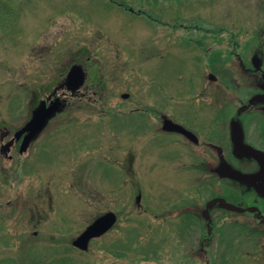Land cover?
I'll return each instance as SVG.
<instances>
[{"label": "rangeland", "instance_id": "374dc122", "mask_svg": "<svg viewBox=\"0 0 264 264\" xmlns=\"http://www.w3.org/2000/svg\"><path fill=\"white\" fill-rule=\"evenodd\" d=\"M123 4L146 11L155 21L132 14ZM159 17L168 25L162 57L148 50L155 46L157 51L163 31ZM263 21L264 0H0V109L6 121L16 126L24 121L32 95L43 96L47 84L73 62L88 70L86 98H74L64 118L59 119L61 114L45 130L48 139L35 145L36 172L21 177L22 189L9 183L1 188L0 201L6 202L1 212L33 213L30 226L21 218L18 225L7 222L17 231L27 228L30 233L18 237H31V245L6 237L1 264H208L207 259L209 264H254L253 242L232 225L227 234L213 233L207 240L201 238L204 219L158 216L159 202L196 193L202 200L207 182H189V171L175 169V144L152 142L155 146L141 150L154 136L156 128L146 134L144 129L156 125L153 117L131 114L117 122L115 116L130 105L153 106L160 98L168 105L189 106L194 73L202 67L192 39L222 54L229 49L224 48L225 29L239 42L246 38L244 46L229 49L241 53L251 40L244 35ZM172 24L181 26L173 31ZM80 48L86 49V58L78 55ZM123 92L129 93L126 99L120 97ZM128 135L131 144L125 142ZM129 148L142 153L123 168ZM3 164L2 179L15 184V164ZM135 184L140 203L156 213L136 207ZM195 185L197 190L190 191ZM109 210L118 213L110 231L86 252L70 246L86 225ZM194 253L197 260L191 262Z\"/></svg>", "mask_w": 264, "mask_h": 264}, {"label": "flooded vegetation", "instance_id": "af4514ba", "mask_svg": "<svg viewBox=\"0 0 264 264\" xmlns=\"http://www.w3.org/2000/svg\"><path fill=\"white\" fill-rule=\"evenodd\" d=\"M122 7L138 17H146L149 23L155 21H149L150 17L141 9L134 10L127 4H123ZM145 23L147 22L145 21ZM157 23L159 29L163 30L159 36L157 51L155 46L148 48V50L152 54L159 51L162 57L168 46L165 40V29L168 25L165 19L161 17ZM178 26L181 25L172 24L169 27L176 31ZM241 33L243 34V31ZM223 34L228 43V46L224 48L231 49L241 46V44L242 46L245 45V37L239 42L228 30L224 29ZM244 36H251V40L247 41L250 43L248 50L238 53L235 50L227 49L222 54L215 53L217 56L214 55L211 44L203 48V41L192 39L195 48L200 52L196 59L202 67H200L201 71L198 70L194 73L195 80L189 106L182 108L181 106L168 105L165 98H160L153 106L151 104H136L130 105L131 107L126 111L117 110L121 117H115L119 119L117 122L124 121L123 118L131 114L147 115L149 119L153 117L156 125L145 126L144 129H146V134L148 128H156L154 136L144 137L148 141L141 150H146L155 145L163 147L175 144V160L173 161L175 169L189 171V182H207L203 188L207 195L202 193L200 195L202 200L198 201L197 193L179 195L176 197L172 208L168 206L167 201L160 202L161 212L158 213L159 215L164 217L174 214L179 217V220L190 219L191 222L195 218L204 219L206 226L200 228L203 234L201 238L207 240L213 233L227 234L228 226L232 225L236 234L244 236L248 241L251 239L253 242L251 248L254 250L255 263L264 264V21L252 33ZM84 54V48H80L78 55L83 56ZM84 70L87 79L88 70L85 67ZM65 75L66 71L61 73L56 82L48 83V92L43 97L38 98L36 93L33 94L32 99L28 101L27 118L19 125L16 126V124L6 121L3 109H0V193L2 186L7 185V183L11 186L15 185L17 189H22L21 177L30 175L32 172L35 173L38 168V157L33 149L39 140L43 144L48 139L45 130L49 124L69 108L74 98H86L87 89L84 90V85L74 93L68 90ZM98 78L100 79L99 75ZM55 88L57 91L53 93L51 99L59 97L66 101L65 109L49 121L26 149H21L23 138L27 132L18 134L19 130L31 118L32 110L39 101L46 98ZM50 100H47V103ZM1 107L2 105H0ZM183 116L189 117V119L186 120ZM62 118H64V114L59 119ZM59 119L56 121L57 123ZM168 120L180 124L190 131V134L187 135L184 131L164 129V123ZM236 137L242 139L245 147L255 150L257 156L246 153L247 149L246 152L239 151L235 146ZM132 138L128 135L125 142L131 144ZM152 142L155 145L151 144ZM133 150V148H129L122 158L123 168L132 166L136 155L142 153L139 152L135 155ZM5 161L10 165L15 164L14 172L17 176L15 184L14 182H6L1 177L6 174V167L3 164ZM230 169L245 177L234 178L230 175L223 176L221 174L224 171L229 172ZM201 171L205 172L207 178H200L199 172ZM131 182L136 181L132 178ZM135 185L137 189L138 185ZM26 186L28 187L27 191H29L30 186L28 184ZM195 190H197L196 185L190 191ZM137 198L139 200L140 197ZM5 203L0 201V208ZM142 208L143 212L149 211L143 204ZM31 215L33 216V213L28 211L7 213L0 211V247H4L6 237L14 236L13 238L16 239L20 234L27 235L30 233L27 232V228L17 231L14 226H9V224L10 221L14 220L11 223L18 225L17 220L21 218L28 220L26 223L30 226L32 224ZM213 221L216 222V226L212 224ZM32 233L35 234L36 231ZM190 234L197 233L193 231ZM190 234L188 239L186 237V240H183L184 243L190 239ZM29 238L31 237H18V241L31 245ZM201 250L203 249L201 248ZM195 254L190 256L191 262L197 260ZM212 261L210 264H214ZM222 261L224 260L220 258V262ZM3 262V255H0V264ZM206 263L209 264L208 259Z\"/></svg>", "mask_w": 264, "mask_h": 264}, {"label": "water", "instance_id": "95a60500", "mask_svg": "<svg viewBox=\"0 0 264 264\" xmlns=\"http://www.w3.org/2000/svg\"><path fill=\"white\" fill-rule=\"evenodd\" d=\"M67 81L69 83V87L72 90L78 89L84 80V72L80 65H72L67 73ZM126 96V95H124ZM64 103L60 101L59 98H55L48 105L46 104V100L42 99L39 104L33 109L31 119L24 125L23 128L19 130V133L27 131V135H25L22 143L21 149L27 147L29 142L37 137L39 132L45 127L48 121L56 114L63 109ZM168 125H171L167 127ZM166 129L170 130H179L184 131V129L175 123L166 122ZM187 132V131H185ZM236 148L239 150L244 149V145L242 140H236ZM116 221V215L114 212H107L102 216L96 218L91 224H89L83 232H81L74 240L73 245L76 247L86 250L88 247V242L92 237H97L107 231Z\"/></svg>", "mask_w": 264, "mask_h": 264}]
</instances>
